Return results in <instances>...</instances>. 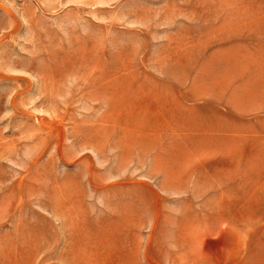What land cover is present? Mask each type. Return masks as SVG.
I'll use <instances>...</instances> for the list:
<instances>
[{"label":"rangeland","instance_id":"obj_1","mask_svg":"<svg viewBox=\"0 0 264 264\" xmlns=\"http://www.w3.org/2000/svg\"><path fill=\"white\" fill-rule=\"evenodd\" d=\"M0 264H264V0H0Z\"/></svg>","mask_w":264,"mask_h":264},{"label":"bare ground","instance_id":"obj_2","mask_svg":"<svg viewBox=\"0 0 264 264\" xmlns=\"http://www.w3.org/2000/svg\"><path fill=\"white\" fill-rule=\"evenodd\" d=\"M108 118V117H107ZM52 128V127H51ZM114 129V128H113Z\"/></svg>","mask_w":264,"mask_h":264}]
</instances>
